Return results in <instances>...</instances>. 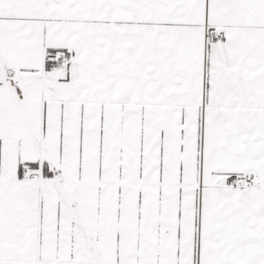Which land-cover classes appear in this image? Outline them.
<instances>
[{"label": "snow or ice", "instance_id": "obj_1", "mask_svg": "<svg viewBox=\"0 0 264 264\" xmlns=\"http://www.w3.org/2000/svg\"><path fill=\"white\" fill-rule=\"evenodd\" d=\"M0 264H264V0H0Z\"/></svg>", "mask_w": 264, "mask_h": 264}]
</instances>
